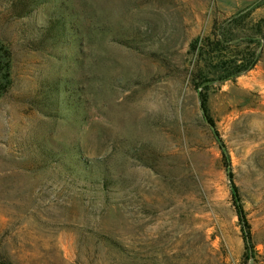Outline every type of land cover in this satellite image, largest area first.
<instances>
[{
  "label": "rangeland",
  "instance_id": "1",
  "mask_svg": "<svg viewBox=\"0 0 264 264\" xmlns=\"http://www.w3.org/2000/svg\"><path fill=\"white\" fill-rule=\"evenodd\" d=\"M240 15L264 0H0V264H264V38L208 90L251 258L190 82Z\"/></svg>",
  "mask_w": 264,
  "mask_h": 264
},
{
  "label": "trees",
  "instance_id": "2",
  "mask_svg": "<svg viewBox=\"0 0 264 264\" xmlns=\"http://www.w3.org/2000/svg\"><path fill=\"white\" fill-rule=\"evenodd\" d=\"M240 15L236 19L229 21L222 29H216L210 36L200 38L193 46L196 67L191 71L190 82L196 92L201 116L206 125L211 130L214 139L219 145L222 155V163L230 181V189L233 198V206L241 227L242 240L251 258V234L249 225L245 217L243 206L239 197L237 187L233 182L231 172L230 157L221 142L215 127L214 120L209 108V87L215 82H223L251 70L260 58V41L263 37V24L256 23L252 27L251 35L245 32V27L241 26L240 33L232 35L229 30L231 23H241L243 19ZM242 25V24H240ZM245 43H255L251 50L247 51L242 46ZM235 43V45H234ZM199 62H202L200 64ZM9 67V57L7 51L0 46V74L5 76Z\"/></svg>",
  "mask_w": 264,
  "mask_h": 264
}]
</instances>
